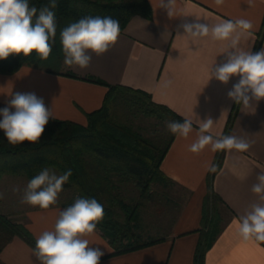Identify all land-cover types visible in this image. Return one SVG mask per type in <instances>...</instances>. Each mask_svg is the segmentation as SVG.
<instances>
[{
  "label": "crops",
  "instance_id": "crops-1",
  "mask_svg": "<svg viewBox=\"0 0 264 264\" xmlns=\"http://www.w3.org/2000/svg\"><path fill=\"white\" fill-rule=\"evenodd\" d=\"M148 1L151 15L131 16L106 53L97 56L89 52L92 59L84 69L66 66L65 70L75 76L30 65H23L13 73H0V109L6 106L12 93L34 92L51 108L55 119L85 125L87 113L101 107L108 90L106 84H121L147 92L154 101L193 121L187 137L174 135L160 163L172 184L185 192L182 215L171 233L139 249L116 252L108 238L95 229L85 238L90 247L104 252L100 264H195L197 243L202 230H207L202 221L209 168L215 164L219 150L212 151L211 145L199 153L188 149L200 134V123L211 118L213 124L204 134L214 139L236 136L251 146L245 152L224 150L213 175L212 189L217 199L209 201L211 212L207 224L211 229L204 262L264 264V241L254 236L244 239L237 222L251 210L252 204L261 203L251 188L257 183V175L264 173V100H253L245 108L227 96L238 76L230 78L228 84L210 79L213 67L226 62L230 41L214 40L211 35L193 39L183 36V29L179 28L182 23H191L197 18L209 25L246 19L253 27L247 31L238 29L242 33L238 48L257 52L264 48V32H261L264 0H223L219 5L216 0H174L172 17L162 7L163 0ZM89 77L106 84L91 81ZM64 208L62 202L48 209L29 204L15 208L13 199L6 196L0 199V213L24 225L35 239L44 231L54 229ZM33 250L24 239L14 236L2 247L0 264H40Z\"/></svg>",
  "mask_w": 264,
  "mask_h": 264
},
{
  "label": "clouds",
  "instance_id": "clouds-1",
  "mask_svg": "<svg viewBox=\"0 0 264 264\" xmlns=\"http://www.w3.org/2000/svg\"><path fill=\"white\" fill-rule=\"evenodd\" d=\"M174 0H163L162 7L167 9L169 17L173 16ZM222 4L223 0H216ZM56 0H49L47 5L37 8L29 0H0V59L11 54L30 56L33 52L40 59L46 60L52 52V45L57 35V22L54 9ZM253 27L246 19L225 20L214 25L194 22L179 25L183 33L190 38H202L211 35L212 39L230 41L226 51V62L213 67L211 78L228 84L230 78L239 79L227 92L229 99L247 108L251 101L264 100V48L257 52L238 48L241 32ZM120 34V22L110 16H87L70 23L60 30V44L64 55V65L81 69L90 65L92 56L106 53L114 45ZM230 49V50H229ZM0 130L11 145L24 142L36 144L40 141L45 126L52 116L51 108L45 106L44 100L34 92H15L0 109ZM211 118L199 125V135L189 146V151L199 153L211 145L212 151L236 149L245 152L250 148L249 142L232 135L213 138L206 133L212 126ZM167 129L173 134L187 137L193 129V121L185 118L183 122L167 121ZM209 171L215 172L212 165ZM72 171L63 174L44 167L27 184L21 203L48 209L57 202L58 193L69 180ZM257 183L251 191L261 203L252 204L251 210L239 218V232L244 239L254 236L264 241V173L258 174ZM0 193V199H3ZM104 216L103 206L95 198H78L75 202L59 212L54 229L44 231L36 239L33 254L40 264H100L104 252L100 248L90 247L86 235L96 229L97 223Z\"/></svg>",
  "mask_w": 264,
  "mask_h": 264
},
{
  "label": "trees",
  "instance_id": "trees-1",
  "mask_svg": "<svg viewBox=\"0 0 264 264\" xmlns=\"http://www.w3.org/2000/svg\"><path fill=\"white\" fill-rule=\"evenodd\" d=\"M49 0H29L37 8L47 5ZM54 9L57 22V35L52 45V52L44 60L33 52L25 57L11 54L0 59V73L9 74L23 65H30L54 73H66L64 55L60 44V30L70 23L87 16H110L120 22V31L134 14L146 17L151 15L148 0H56ZM264 32V20L262 22ZM64 71V72H63ZM106 84L98 78H87ZM100 108L87 113V123L81 125L70 120L50 119L39 142H24L11 145L0 130V178L6 174L24 175L29 180L48 167L57 175L71 170L72 175L62 186L72 189L69 198L62 202L66 208L78 198H95L104 208V216L97 223L96 229L106 236L116 252H126L153 244L162 238L144 241L137 232L139 228V210L144 199L149 198L152 184L166 185L173 183L160 168L161 160L175 134L162 149L154 147L139 131L118 120L119 109L125 105L137 106L145 115H154L168 121L183 122L185 118L165 104L156 102L151 95L139 89L116 84L109 85ZM233 115H230L229 128ZM224 150H219L215 162L216 170L222 160ZM210 172L207 179L208 194L203 214L202 237L199 239L194 261L205 264L204 254L207 247L209 230L207 224L209 201L217 196L212 189ZM132 185L138 191V198L127 201L122 189ZM213 203V202H212ZM213 207V204H211ZM14 236L24 239L33 249L36 239L28 229L14 223L0 213V251Z\"/></svg>",
  "mask_w": 264,
  "mask_h": 264
},
{
  "label": "rangeland",
  "instance_id": "rangeland-1",
  "mask_svg": "<svg viewBox=\"0 0 264 264\" xmlns=\"http://www.w3.org/2000/svg\"><path fill=\"white\" fill-rule=\"evenodd\" d=\"M118 120L139 131L157 149H162L167 143L170 131L166 127L168 120L154 115H145L137 106L125 105L119 109ZM30 180L24 175H5L0 180V193L4 197L13 199L14 207L21 208L26 203H21L24 190ZM72 189L63 188L58 193L57 202H63L72 194ZM127 201H134L138 191L132 185H125L122 189ZM150 197L142 202L139 210L140 227L137 232L141 239L148 241L160 238L171 233L177 219L182 215L185 202V192L175 184L151 185ZM213 212V210H212Z\"/></svg>",
  "mask_w": 264,
  "mask_h": 264
}]
</instances>
